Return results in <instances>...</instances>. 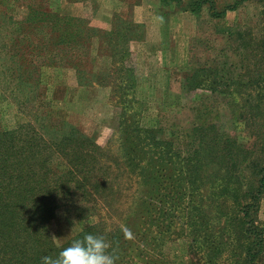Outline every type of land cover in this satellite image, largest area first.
Instances as JSON below:
<instances>
[{
    "label": "rangeland",
    "instance_id": "374dc122",
    "mask_svg": "<svg viewBox=\"0 0 264 264\" xmlns=\"http://www.w3.org/2000/svg\"><path fill=\"white\" fill-rule=\"evenodd\" d=\"M201 1L0 0L2 29L43 17V38L72 33L81 43L68 46L66 66L41 68L34 91L22 84L23 66L0 72V132L28 133L43 153L71 127L92 143L89 194L73 191L48 223L57 244L89 228L115 264H264V241L255 238L264 233L242 232L250 222L264 229V185L253 198L264 128L249 119L261 114L257 126L264 124V0H203L191 12ZM22 47L3 54L0 71L11 54L19 63L29 57ZM130 78L133 90L122 87ZM124 125L143 129L145 142L125 140ZM50 159L53 174L66 168L68 159Z\"/></svg>",
    "mask_w": 264,
    "mask_h": 264
},
{
    "label": "trees",
    "instance_id": "16d2710c",
    "mask_svg": "<svg viewBox=\"0 0 264 264\" xmlns=\"http://www.w3.org/2000/svg\"><path fill=\"white\" fill-rule=\"evenodd\" d=\"M162 1L165 2V0ZM165 3H168V1ZM202 3L203 0L197 2V4L190 9L191 12L198 13ZM36 11L34 10V15ZM221 14L222 13H219V15ZM5 18L6 15H2L0 10V58H2L3 54L9 53L11 47L18 52V44H21V47L23 46L24 49H30L29 57H34L35 59L36 57H50L48 62H40L36 65L37 60L31 61L28 56H25L21 57L20 64L18 62L19 58L14 60L16 55L14 53L8 57L9 60L13 59L12 62L8 65L3 63V67L0 71L2 74L9 73L13 75L16 68L19 66L20 69L22 66V69H28L29 73L27 77H22L21 81L22 84L25 81L31 83L32 86L30 88L33 89V91L36 90L41 81L40 71L44 65L66 66L63 59H65L64 56H66L67 53H73L70 47L81 45L78 41H72L74 38L72 33H66L64 36H61V40L56 43H53L49 38H43V33L45 32L43 24L46 21L43 17L40 18V21H36L34 26V16H30L21 22L17 21L18 23H14V26L17 27L14 31H12L13 29H2L4 24L2 19ZM60 19L63 21L60 27L65 30L68 20L65 18H59V20ZM24 23H28L33 29L30 31L25 30L26 28L22 26L25 25ZM35 35L38 37L35 38ZM30 36L34 38L29 39ZM79 48H81V46ZM80 54L81 52L78 55ZM58 55H61V57L58 58ZM1 63L2 61H0V64ZM127 68H130V65H128ZM195 74L196 73H192L191 76L186 79L190 80L194 78ZM17 77L19 78V85H21L20 74H18ZM14 79H16V77H13L11 81ZM121 83L122 81L118 83V85L121 86ZM122 87L126 89L131 88V90H133L134 80L132 78L128 79ZM253 108L254 106H252V109ZM259 109L260 106H255L254 108L255 112ZM254 114L255 113L252 115ZM260 116L261 114H259L257 118L249 116V119L254 118L252 124L256 130L260 127L264 128V124L257 126L259 124L258 117ZM124 129H126L125 125ZM131 131H137L140 137L133 136ZM123 132L126 135L124 136L125 140L130 139L132 141L134 138H138L139 140L141 138V142H145L144 140L147 138V135H143V129L138 128V126L132 128L130 126ZM140 133H142V135H140ZM11 136L12 139L9 141ZM130 136H132L133 139L129 138ZM257 136L261 137L259 134ZM57 138L58 137H52L51 142L43 153V151L40 152V149L35 145L37 144L36 139H33L28 133L22 134L20 132L19 136V134L14 132H0V264H44L42 260L43 257L49 256L55 258L63 248L70 245L72 240L82 239L85 233H89L90 231L89 228H86L81 234H78L75 238L68 240L64 244H57L49 233L48 223L54 217L55 209L59 202L70 200L73 191L76 190L83 197L89 194L87 173L89 172V161L92 160L90 157H94L92 155L93 150L90 151L86 149L91 146V141L85 138L76 129L71 127L60 139ZM215 153L216 151L213 153L212 158L218 159ZM223 153H220L221 157H223ZM52 155H59L64 159L66 158V160L68 159L66 168L59 174L52 173L50 164L52 162L50 159ZM227 157L228 156L225 155L223 159L227 160ZM262 168L264 169V163L260 169ZM140 178H143V184L145 185V181H148L146 174H143ZM91 185H93V189L97 190V185L95 183ZM263 185L264 174H260V183L257 187L256 195L253 197L254 199H257V196L263 192V187L260 188ZM221 191L222 193L218 191L220 195L218 199H220V197L225 198L224 194L226 191ZM146 192L147 190H145V193ZM140 201L141 205L146 206V199L141 198ZM242 211L243 210L240 209V212ZM244 215L246 214L244 213ZM242 232L247 235L252 233L250 236L255 235L254 233L263 235L264 229H258V226L250 222V227H243ZM93 234L97 235V232L95 231L94 233L93 231ZM221 234L224 236L227 235L226 232H221ZM255 238L258 240V244L264 241V235L263 237L255 235ZM114 243V241H111L110 246L112 245L111 247H113ZM108 251H111L110 247ZM241 251L245 253L246 256H252L251 258L254 256V252H251V249H246V247H242L240 252Z\"/></svg>",
    "mask_w": 264,
    "mask_h": 264
},
{
    "label": "clouds",
    "instance_id": "9594fccd",
    "mask_svg": "<svg viewBox=\"0 0 264 264\" xmlns=\"http://www.w3.org/2000/svg\"><path fill=\"white\" fill-rule=\"evenodd\" d=\"M109 244L99 235L85 234L74 239L55 258L45 256L44 264H115V258L108 251Z\"/></svg>",
    "mask_w": 264,
    "mask_h": 264
}]
</instances>
